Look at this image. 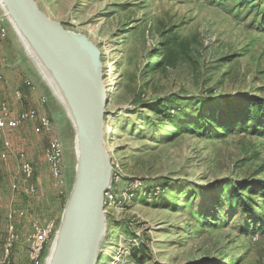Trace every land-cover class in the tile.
Wrapping results in <instances>:
<instances>
[{
  "label": "rangeland",
  "instance_id": "374dc122",
  "mask_svg": "<svg viewBox=\"0 0 264 264\" xmlns=\"http://www.w3.org/2000/svg\"><path fill=\"white\" fill-rule=\"evenodd\" d=\"M35 1L101 52L108 94L106 149L114 196L104 207L97 264H264V231L248 232L241 217L233 218L232 213L221 226L202 227L194 219L198 204L194 196L202 202V189L208 184L233 176L264 179V134L251 126L219 135L168 134L164 122L153 125L156 116L146 105L168 94L264 96V0ZM15 24L0 6V65L6 68V100L15 114L34 108L49 115L52 128L36 132L35 122L27 121L8 131L14 148L21 150L26 135L32 140L37 135L41 147L36 155L43 149L44 161L39 160L35 192L27 195L22 188L10 186L15 163L6 160L4 164L0 158V264H34L29 256L34 224L52 222L39 263L48 264L77 173L79 100ZM162 51L167 57L156 66L153 55ZM25 80L31 85L26 86ZM18 89L21 97L16 95ZM28 123L31 126L23 128ZM53 138L63 147L57 178L45 158ZM162 177L178 189L166 196L149 193L145 184L153 185ZM131 189H137L134 199ZM176 194L180 205L167 206L162 201ZM9 210L23 214L16 213L9 222L5 219ZM10 224L18 241L9 259L1 262L2 240ZM50 264H60L57 255Z\"/></svg>",
  "mask_w": 264,
  "mask_h": 264
},
{
  "label": "water",
  "instance_id": "95a60500",
  "mask_svg": "<svg viewBox=\"0 0 264 264\" xmlns=\"http://www.w3.org/2000/svg\"><path fill=\"white\" fill-rule=\"evenodd\" d=\"M5 2L54 61L78 69L83 79L86 94L81 111L77 173L61 226L59 261L97 264L101 239L97 238L96 229L105 219L103 197L113 169L106 149L104 116L108 94L102 78L101 52L86 36L49 16L35 0Z\"/></svg>",
  "mask_w": 264,
  "mask_h": 264
},
{
  "label": "trees",
  "instance_id": "16d2710c",
  "mask_svg": "<svg viewBox=\"0 0 264 264\" xmlns=\"http://www.w3.org/2000/svg\"><path fill=\"white\" fill-rule=\"evenodd\" d=\"M153 57L156 66H160L167 56L165 51H162ZM158 57L161 59L156 61ZM146 105L156 116L153 125L158 127L164 122L166 126L164 129L168 134L191 131L219 135L237 129H247L248 126H251L253 131L264 134V96L245 93L168 94L147 102ZM249 122L253 124L248 125ZM155 182L153 185L145 184L147 191L154 195L159 192L162 196H166L178 189L168 177L159 178ZM136 190L129 191L133 199ZM202 190L204 192L202 202L194 196L198 203L194 219L195 222L199 221L202 227L210 224L221 226L230 219L232 213L233 218L235 215L241 217L244 221L242 224L246 226L244 229L248 232L264 231V179L233 176L223 182L214 181ZM162 201H166L167 206L175 207L180 205L181 199L176 194L169 201L168 198L167 200L162 198ZM225 214L226 216H223ZM228 264H236V262Z\"/></svg>",
  "mask_w": 264,
  "mask_h": 264
},
{
  "label": "built area",
  "instance_id": "2783aa9c",
  "mask_svg": "<svg viewBox=\"0 0 264 264\" xmlns=\"http://www.w3.org/2000/svg\"><path fill=\"white\" fill-rule=\"evenodd\" d=\"M4 31V28H1ZM4 76L0 67V81H3ZM25 85L30 86L31 81L25 80ZM17 97L22 96V90H16ZM27 121L35 122L34 131L36 132H49L52 128L51 117L47 114H39L36 109L21 110L16 114L12 111L9 102L0 98V157L2 159H7L9 156H13L18 165L19 180L14 179L11 181L10 186L13 189L22 188L23 193L27 195H32L35 192V168L32 161L27 157L24 150H18L14 148L10 138L8 137V130H14L21 124ZM6 131V134L4 133ZM45 158L49 166L51 174L55 178L59 177L62 168V158H63V147L58 139H51L45 148ZM112 165V164H111ZM113 172V169H112ZM115 175V174H114ZM113 182L114 177H111V181L104 192L103 204L104 207L113 199ZM18 213L23 214L22 210L13 211L9 210L6 213V218L9 222L13 221L14 216ZM53 223L47 222L46 224H41L36 222L34 224V230L31 235L29 244V256L34 264H39L42 258V253L52 234ZM18 241V234L10 224L8 228L7 235H5V240L3 244V253L1 262H5L9 259L13 248Z\"/></svg>",
  "mask_w": 264,
  "mask_h": 264
},
{
  "label": "bare ground",
  "instance_id": "6f19581e",
  "mask_svg": "<svg viewBox=\"0 0 264 264\" xmlns=\"http://www.w3.org/2000/svg\"><path fill=\"white\" fill-rule=\"evenodd\" d=\"M0 6L3 7L5 10H7L8 14L16 22L15 25H17L24 32V35L33 42V44L38 48V51L49 60L53 68V72H55V74L58 77L62 78L63 80H66V82H68L71 85V91H72L73 96L75 98H78L79 116L77 118V123H76L77 135L75 139L76 146H77V148L75 147V149H76V153H78V150L80 147L79 130H80V124H81V118H82L81 111H82L84 97L86 94L85 85H84L80 72L76 68L69 67L67 65H62L54 61V59L49 54V52L24 28L22 23L19 21V19L17 18L15 13L12 11V9L8 6V4L5 2V0H0ZM104 229H105V225H104V220H103V221H100L96 229V236L98 239H101V237L103 236ZM61 237H62V230L60 228L52 244L51 254L49 255V258H48V264H50L51 258L53 256L57 255L58 260H60Z\"/></svg>",
  "mask_w": 264,
  "mask_h": 264
},
{
  "label": "crops",
  "instance_id": "0c3cea01",
  "mask_svg": "<svg viewBox=\"0 0 264 264\" xmlns=\"http://www.w3.org/2000/svg\"><path fill=\"white\" fill-rule=\"evenodd\" d=\"M1 67V65H0ZM2 68V67H1ZM3 75H4V81H0V88L2 89V92H0V98H4L6 99V68L4 69H1ZM22 125V124H21ZM20 125V126H21ZM30 124H26V126H24L23 128H26L27 126H29ZM19 126V127H20ZM31 126V125H30ZM18 128V127H17ZM16 130V128L14 129ZM9 131V130H8ZM7 131V133H8ZM6 134V131L4 132ZM31 134V133H30ZM35 136V134H34ZM37 136V135H36ZM34 137V139L32 140V138L30 139L27 135H26V138H25V142L23 143L24 145L22 146V149L26 152L27 154V157L32 161L33 165H34V168H35V176H34V180H35V177H38V173L40 172L39 170V164L41 162H39V160H42V162L44 161V153H43V149L42 151H39L41 154L40 155H36V149L37 148H40L41 146L38 144V140H37V137ZM18 150H21V149H18ZM1 158V157H0ZM2 159V158H1ZM4 164H6V160H11L12 162L15 163V166H16V172L14 173V176H12V180L14 179H18L19 180V172H18V165H17V161L16 159L13 157V156H9L7 159H2ZM10 181V183H11ZM74 183H75V180H74ZM74 186V184H73ZM73 188V187H72ZM5 219H6V213H5ZM2 238V236H1ZM4 240H5V236L3 238V244H4ZM2 244V246H3ZM3 253V252H2ZM1 255V253H0Z\"/></svg>",
  "mask_w": 264,
  "mask_h": 264
}]
</instances>
